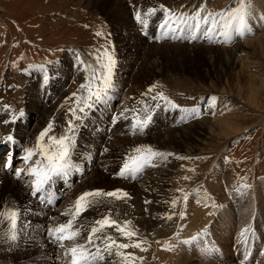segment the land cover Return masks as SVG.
<instances>
[{
    "label": "rangeland",
    "instance_id": "obj_1",
    "mask_svg": "<svg viewBox=\"0 0 264 264\" xmlns=\"http://www.w3.org/2000/svg\"><path fill=\"white\" fill-rule=\"evenodd\" d=\"M194 1L105 0L96 5L90 0H0V155L3 151L0 160L9 162L16 155L12 152L9 157L8 148L20 146L18 151L27 154L29 149H37L38 143L49 147L51 137L67 134L68 166L52 177L72 178L68 188L62 182L59 184V199L52 208L48 203L57 198V191L51 190V199L48 198V183L42 186L44 194L40 198L37 199L40 191L33 195L31 200L35 205L27 210L23 205L29 201L26 191L23 195L6 185L2 188L0 214L6 215L7 207V214L16 210L19 216L13 240L18 247L11 248L6 263L2 262L5 254L0 251V256L3 254L0 264H55L56 257L62 259L61 264H70L68 250L86 245L94 222L108 216L127 225V230L136 235L126 238L114 227H105L97 234L98 244L88 245L90 252L95 254L97 247L103 250L111 242L104 237H111L117 245L130 246L126 249L114 246L111 255L101 251L103 259L92 264H264V14L258 15L262 16L263 24L255 25V20L247 21V13L252 8L258 9L255 0H203L196 4ZM242 4L243 30L236 31L233 26L227 38L220 31L189 30L177 20L183 14L192 24L194 16L209 13L215 16L229 9L235 11ZM165 22L166 26L162 27ZM217 22L222 24L223 19L217 17ZM237 35H241L240 41L244 43L243 53L230 59L227 50L240 42ZM109 56L115 62L111 87L101 100L97 101L95 96L89 99L88 89L96 91L102 66L108 63ZM250 93L258 107L244 103L243 98ZM201 100L213 102L201 108ZM86 103L90 106H85ZM139 111L144 114L140 115ZM229 113L242 132L223 140L216 134L214 119ZM53 115L64 120L61 128L51 123ZM205 119L207 128L201 126L202 130L194 135L197 140H192V146L196 145L193 153L181 149L178 143H173L175 147L171 150L176 154L168 153L166 147L159 150L155 142L145 143L152 145L149 146L152 152L162 155L150 157L134 176L120 175L126 162L138 155H148L149 148L141 147L137 141L145 134L144 139L162 133L159 141L163 142L166 130ZM50 123L51 130L40 142L39 134ZM26 142L28 146L23 147ZM135 148L144 151L137 153ZM55 150L51 146L50 151ZM38 153L37 150L34 155L44 168L47 161ZM4 162L0 161V166ZM96 167L98 172L92 176ZM104 168L112 174L105 179ZM159 174L162 181L158 190L164 200L158 201L160 206H149L150 202L141 195L138 203L131 204L115 220L112 202L99 203L87 215L88 230L73 223L74 229L80 230L76 239L58 241L52 231H47L58 241L56 252L50 254L51 247L43 242L50 235L43 232V219L48 212L56 214L62 209L61 217H48L50 225L56 228L71 221L67 213L70 210H63L64 203L72 201L70 195L76 198L91 190L115 192L114 189L121 190L128 183L133 184L134 190L146 191L154 188V183L146 185L149 179ZM116 178L121 184H117ZM234 194L237 197L233 198ZM102 197L123 199L101 195L100 201ZM120 205L125 206V201ZM135 206L139 209L138 217L131 211L136 210ZM30 214L35 217L31 218ZM148 216L152 221L149 222ZM227 216L234 218L230 229H226L228 232L221 227ZM138 220L143 223L141 228L135 223ZM7 221L10 223L8 218ZM162 221L166 226L163 225L161 232L170 230L167 237L159 231ZM7 237L0 235V241L3 240L0 245ZM212 237L214 240L208 242ZM142 241L144 250L131 246ZM169 253L174 254L171 260L167 257ZM129 256L136 259L126 260Z\"/></svg>",
    "mask_w": 264,
    "mask_h": 264
},
{
    "label": "bare ground",
    "instance_id": "obj_2",
    "mask_svg": "<svg viewBox=\"0 0 264 264\" xmlns=\"http://www.w3.org/2000/svg\"><path fill=\"white\" fill-rule=\"evenodd\" d=\"M91 2H93V3H96V5L97 4H99L100 5V3L102 2H104L105 0H90ZM255 1H257V3H258V5L256 6V8H258V9H256V10H254L253 8H252V10L251 11H249V13H247V21H249V23H252L254 20H255V25H260L261 23H262V16H258L259 15V13H263L264 14V0H255ZM187 2H189V1H187ZM197 2H202L203 3V0H196V1H194V4H196ZM207 4V3H206ZM252 5H255L254 4V2H252ZM94 6V5H93ZM193 6H195V5H193ZM192 6V7H193ZM187 8V7H186ZM263 24V23H262ZM250 27V26H249ZM245 34V33H244ZM246 35V34H245ZM240 38H241V35H237L236 36V40L237 41H240ZM260 38V37H259ZM248 41V40H247ZM249 42V41H248ZM261 43V40H260V42L258 41L257 42V44H260ZM244 44V43H243ZM243 44L241 43V41L240 42H238V43H235V45H233L232 47H231V49H229V50H227V51H229L230 52V59L231 58H234V57H238V55L240 54V53H243L242 52V48L241 47H243L244 48V46H243ZM158 47H159V45H158ZM190 47V46H189ZM199 47V46H193V47H191V48H194V49H197V48ZM210 49H216V48H210ZM209 49V50H210ZM225 50V49H224ZM226 51V50H225ZM262 51H260V53H261ZM240 56V55H239ZM241 57V56H240ZM243 58V57H242ZM245 59V58H244ZM229 60V59H228ZM240 61H243V59L241 60L240 59ZM135 62V61H134ZM133 62V63H134ZM140 71V70H139ZM63 78V77H62ZM62 78H60V80H59V82H62ZM64 79H67V77H64ZM253 81V80H252ZM260 82V81H259ZM247 84H250L249 82H248V80H247ZM126 86V85H125ZM213 86V85H212ZM241 86V85H240ZM250 86H251V84H250ZM250 86H248V87H250ZM253 87V86H252ZM260 87V86H259ZM29 88V87H28ZM239 88V87H238ZM264 88V87H263ZM27 90H29V89H27ZM254 90V89H253ZM210 91V90H209ZM252 91V90H251ZM87 92V91H86ZM238 92V91H237ZM32 93V92H31ZM81 93H83V92H81ZM129 93V92H128ZM239 93V92H238ZM252 93V92H251ZM250 93V95L248 96V97H245V98H243L244 99V103H246V104H248V105H250V106H255V107H258V106H256V101L254 100V98H253V95ZM85 94V93H84ZM83 95V94H82ZM211 95H212V93H211ZM211 95H210V97H211ZM217 95V94H216ZM128 96H129V94H128ZM246 96V95H245ZM257 97V96H256ZM212 99V98H211ZM30 101V100H29ZM246 101V102H245ZM131 102V101H130ZM211 102H213V101H211V100H201V108L203 107V106H208ZM132 103V102H131ZM38 104V103H37ZM45 105V104H44ZM157 105V104H156ZM258 105H260V104H258ZM234 107H236L235 106V104L233 105ZM233 106H232V108H233ZM223 107H225V106H223ZM219 108V107H218ZM52 109V108H51ZM219 110V109H218ZM41 111V110H40ZM48 111H50V110H48ZM48 111H45V112H48ZM216 112H217V108H216ZM219 112V111H218ZM50 113V112H49ZM139 113H140V111H139ZM42 114V113H41ZM44 114H46V113H44ZM43 114V115H44ZM142 114H144L143 112H141L140 113V115H142ZM231 113H229V115L227 114H225L224 116H222V117H218L217 119H216V121H215V119H214V127L216 128V130H217V136H219L220 138H222L223 140H227V139H230V138H233V137H235V136H237V135H239L242 131H241V129H240V127H237V123L235 122V124H234V122H233V120H234V117H232L231 115H230ZM8 116V115H7ZM47 116V115H46ZM148 116V115H147ZM49 116H47V118H48ZM52 118H53V121H52V119H51V123L53 122V125L54 126H56V127H60L61 126V124L63 123L62 122V120L63 119H56V116H52ZM70 118V117H69ZM73 118V117H72ZM223 118H225L226 120L225 121H223ZM3 119V118H2ZM3 120H5V119H3ZM39 120V119H38ZM42 120V119H41ZM44 120V119H43ZM42 120V121H43ZM50 120V119H49ZM48 120V121H49ZM65 120H69V119H65ZM13 121V120H12ZM64 121V120H63ZM72 121V120H71ZM206 121V119L205 120H199V121H196L195 120V122H193V123H190V124H188V125H183V126H179V128H184L183 130H180L179 131V128H172V129H170V130H166L165 132H163V134H165L166 136H165V138L163 139V142H161V140L159 141V137L162 135V133H159V132H155L156 133V135H154V137H150V138H146V139H144V137H145V135H144V137L143 138H141L140 140H137L138 141V143L140 144H142V146L141 147H143V145H144V147H145V149L146 148H149L150 149V147L149 146H152V145H150V144H148L147 146L145 145V143L147 144V143H152L153 144V142H155L156 144H154V146H156L157 145V148L159 149V150H161L162 149V151L165 149V147H166V149H167V152L168 153H172V154H176V151H174V153L171 151V150H174V145L175 144H179V146L181 147V149H183V150H185L186 152H190V153H193V151L195 150V147H196V145L194 146H192V140L193 141H195V140H197V138H195L196 136H194V135H196L195 133H199V130H202V127L204 126V128L206 129L207 128V124L208 123H206L205 122ZM232 121V122H231ZM24 122V121H23ZM39 122H41V121H39ZM68 122V121H67ZM70 122V121H69ZM41 123H43V122H41ZM49 123V122H48ZM50 123V124H51ZM74 124V123H73ZM76 124V123H75ZM36 126H38V125H36ZM149 126V125H148ZM147 126V131L149 130V127ZM202 126V127H201ZM3 127V126H2ZM45 127V126H44ZM67 127V126H66ZM1 128V127H0ZM5 127H3L2 129H4ZM10 128V127H9ZM42 128V127H41ZM41 128H39V130L41 129ZM61 128V127H60ZM68 128V127H67ZM74 128V127H73ZM191 128H193V130H191ZM1 129V130H2ZM6 129H8V128H6ZM36 129V128H35ZM43 129H45V128H43ZM62 129H64V128H62ZM62 129H60V131L62 130ZM74 129H76V128H74ZM164 129V128H163ZM168 129V128H167ZM42 130V129H41ZM40 130V131H41ZM55 130V129H54ZM64 130H66V129H64ZM8 131V130H7ZM37 131H38V129H37ZM56 131H57V129H56ZM56 131H55V133H56ZM211 131H213V130H211ZM17 132V131H16ZM39 132V131H38ZM59 132V131H58ZM57 132V133H58ZM61 133V132H60ZM72 133V132H71ZM30 134V133H29ZM35 134V133H34ZM34 134H33V136H34ZM61 134H63V133H61ZM213 134V133H212ZM31 135V134H30ZM54 135V134H53ZM52 135V136H53ZM67 135V134H66ZM142 135V136H143ZM177 135V136H176ZM29 136V135H28ZM60 136V135H59ZM139 136V135H138ZM164 136V135H163ZM140 137V136H139ZM156 137V138H155ZM193 137H194V139H193ZM136 138V137H135ZM134 138V139H135ZM161 139V138H160ZM29 140H31V139H29ZM128 140V139H127ZM121 141V140H120ZM129 141H130V139H129ZM21 142V141H20ZM112 142H114V141H112ZM30 144L32 143V141L31 142H29ZM173 143H174V145H173ZM28 146V144H27V142L25 143V144H23L22 146L24 147V146ZM110 145V144H109ZM116 145V144H115ZM118 146V145H117ZM138 146V145H137ZM136 146V147H137ZM159 146V147H158ZM19 147L20 146H16L15 148L16 149H19ZM114 147V146H113ZM119 147V146H118ZM140 147V146H139ZM140 147V148H141ZM11 148H14V147H11ZM26 148V147H25ZM112 148V147H111ZM123 148V147H122ZM139 148V149H140ZM155 148V147H154ZM136 149V148H135ZM157 149V150H158ZM122 150V149H121ZM150 150H152V149H150ZM182 150V151H183ZM19 152V151H18ZM122 152H123V150H122ZM12 153V152H11ZM11 153L9 154V155H11ZM111 153V152H110ZM145 153V152H144ZM39 154V153H38ZM165 154V153H164ZM184 154V153H183ZM187 154V153H186ZM189 154V153H188ZM27 156V154H22V152L20 153H18V154H16V155H14L13 157H12V160H10L9 162H7V165H5V164H3L2 166H0V191H2V188L6 185V187L7 188H9L10 190H15V192H18V193H22L23 195L27 192V201H28V204L27 203H24L23 205H24V208L27 210V207H31V206H34L35 205V203H34V201L33 200H31L32 198H33V195H34V192H35V186H36V176H34L33 174H32V168H40V169H43V165L41 164V162L39 161V159H38V157L37 156H35V155H33L30 159H25V157ZM75 156V155H74ZM115 156H117V155H115ZM174 156V155H173ZM120 157V156H119ZM112 158H113V156H112ZM118 158V157H117ZM220 158V157H219ZM114 159V158H113ZM116 159V158H115ZM171 160V159H170ZM18 163V164H17ZM17 164V165H16ZM94 168H92V170H93ZM92 170H91V172H92ZM95 171L96 172H98V169H97V167L93 170V172H92V176L95 174ZM166 172V171H165ZM110 174V172H109V169L108 168H104V174H102V176H103V178L105 179L106 177L105 176H107V175H109ZM155 174V173H154ZM163 174V173H162ZM110 175H112V174H110ZM162 175L161 174H159V175H157L154 179H149V181L146 183V185L148 186L150 183H154V188H152V189H149V188H147L146 189V191H142L141 189H135L134 190V188H133V184H123L124 186V188H122L121 190L118 188L117 190L116 189H114V191L115 192H117L118 193V196H119V198H123V199H121V201H125V206H121L120 205V203H121V201L120 200H116L115 198H112L111 200L110 199H105L104 197H102V201H100V196H96V195H93V196H89V197H87L86 198V200L84 201V202H82V203H84V204H86V210L84 209V208H81V210H80V215L79 216H77L76 215V208H75V206L74 205H76V201H77V199L79 198V197H74L73 195H70L71 196V202L70 203H64V208H63V210H66V208H68L70 211L68 212L67 210V213H68V219L69 218H72L71 219V221L76 225V227H80V229H81V226H83L84 227V229L83 230H88L89 229V225H88V223H87V220H88V218H87V215H89V213L93 210V208H95L99 203H102L103 205L104 204H111V202H112V206H113V210L115 211V214H114V217H115V220H117V218L119 219L121 216H119V214H121L125 209H129V206L131 205V204H133V203H138L139 201H140V198H139V196H141V195H144L143 196V200H147V201H149L150 202V205L149 206H151V204H158L159 205V203L160 202H158L159 200L160 201H164L163 200V197H162V195L160 194V191L158 190V187L160 188V186H159V184H160V182L162 181L160 178H158V177H161ZM166 176V175H165ZM88 177V176H87ZM86 177V178H87ZM91 177V176H90ZM89 177V178H90ZM219 178H221V177H219ZM166 179V178H165ZM116 180H118L117 178H116ZM141 182V181H140ZM213 182V181H212ZM90 183V182H89ZM120 182H119V180H118V182H117V184H119ZM133 183V182H132ZM214 183H216V180L214 181ZM218 183V182H217ZM121 184V183H120ZM89 185V184H88ZM88 185H86V186H88ZM113 185V184H112ZM135 185V184H134ZM264 185V184H263ZM109 186H111V185H109ZM108 186V187H109ZM121 186V185H120ZM261 186V185H260ZM115 187V186H114ZM112 190V189H111ZM163 190H165V189H163ZM254 190H256V189H254ZM261 190V189H260ZM26 191V192H25ZM87 192V191H86ZM90 192V191H89ZM91 192L92 193H96V191H92L91 190ZM106 192H110V189L108 190V189H106ZM251 192V191H250ZM255 191H252L251 193H254ZM248 193V192H247ZM204 195V194H203ZM210 195H211V197H212V201H213V204L215 203L214 202V199H213V196H212V194L210 193ZM249 195V194H248ZM235 197H237V194H234L233 195V198H235ZM263 197H264V195H263ZM55 199H56V197L55 198H53L49 203H48V205H51V204H53L54 202H55ZM201 199H202V197H201ZM252 199V198H251ZM254 199H256V198H254ZM68 200H69V198H68ZM89 200L90 201H92V202H89ZM253 200V199H252ZM89 202V203H88ZM161 202V203H162ZM169 202V201H168ZM2 203V202H1ZM251 203V202H250ZM101 205V204H100ZM102 205V206H103ZM167 205V204H166ZM160 206V205H159ZM105 207V206H104ZM135 207H137V206H135ZM165 207V206H164ZM167 207V206H166ZM211 207H213V205L211 206ZM2 208H5V207H2ZM21 208H22V206H21ZM172 208V207H171ZM257 208V207H256ZM100 209V208H99ZM98 209V210H99ZM168 209V208H167ZM4 210H6V211H4L5 212V214L6 215H4V214H0V217H2L1 218V220H2V222H0V235H7L8 237H7V241L6 242H3L1 245H0V251L2 252V253H4L5 255H4V258H3V260H2V262L3 263H6L7 261H8V256L10 255V253H11V248L13 249V247H18V244H16L15 245V243H14V241H13V239H11L10 237H11V234H12V228H11V226H10V223H8V221H7V211H8V209H7V207H6V209H4ZM59 210H61L62 211V209H59ZM74 212H72V211ZM149 210V209H148ZM160 210V209H159ZM36 211H37V209H36V207H35V209H34V214L36 215ZM61 211L59 212V213H57V211H56V214H55V212H48V214H47V217L46 218H44L43 219V223H44V228H43V232L45 233V235H46V232L48 231V232H51L52 231V229H54V226H52V225H50L51 224V221L48 219V217L50 216L52 219H53V216L55 217V216H59V217H61L62 216V213H61ZM132 212H134L135 213V216H139L137 213L139 212V209H138V207L136 208V210L135 211H133V210H131ZM86 212H87V214H86ZM149 212V211H148ZM151 212V211H150ZM157 212V211H156ZM165 212V211H164ZM215 212V211H214ZM213 212V213H214ZM1 213H2V211H1ZM71 213H73L74 215L71 217ZM152 213V212H151ZM171 212L169 211L168 212V215L170 214ZM222 213V212H221ZM84 214H86V217L83 219V221L81 220L82 218H83V215ZM153 214V213H152ZM160 214H161V212H160ZM35 215H31L30 214V217L31 218H33V217H35ZM142 215V214H141ZM148 215H150V213H148ZM172 215V214H171ZM171 215H169V216H171ZM174 215V214H173ZM213 215V214H212ZM220 215H223V213L222 214H220ZM154 216V215H153ZM148 217H150V216H148ZM219 217V216H218ZM217 217V218H218ZM142 218V217H141ZM144 218V217H143ZM156 218H157V216H156ZM156 218H155V221H156ZM159 218V217H158ZM51 219V220H52ZM151 219H153V218H151L150 217V220H149V222L150 221H152ZM161 219V218H160ZM169 219V218H168ZM167 219V220H168ZM215 219V218H214ZM60 220V219H59ZM231 220H233L234 221V218H232V217H229V216H227V218L226 219H223V222H224V224L223 225H221V227H223V229L225 230V231H227V230H229L230 229V227L232 226V224H231ZM140 220H138L137 222H135V223H137L139 226H140V228L143 226V223H140L139 222ZM144 221H145V219H144ZM155 221H153V222H155ZM48 222V223H47ZM89 222V221H88ZM160 222H161V220H160ZM159 222V223H160ZM146 223H148V222H146ZM168 223V222H167ZM59 224V223H58ZM151 224V223H150ZM172 224V223H171ZM242 224V223H241ZM145 225V224H144ZM149 225V224H148ZM156 225H157V223H155V227H156ZM159 225H161V228L159 229V231L161 232V230H163V225L164 226H166V224H165V222L164 221H162V223L161 224H159ZM214 225H215V222H214ZM146 226V225H145ZM150 226V225H149ZM152 226V225H151ZM154 227V226H153ZM241 228V227H240ZM146 229V228H145ZM166 229V228H165ZM227 229V230H226ZM90 230H91V228H90ZM149 230V229H148ZM147 231V230H146ZM169 229H167L165 232H161L160 234L162 235V236H168L169 235ZM47 232V233H48ZM148 232V231H147ZM228 232V231H227ZM17 232H15V234H16ZM48 234H50V233H48ZM97 234H99V231H98V233ZM109 234V233H108ZM155 234V233H154ZM157 234V233H156ZM147 235V234H146ZM47 237L49 238V239H45V240H43V242L45 243V244H47V246H50L51 248L49 249L48 248V250L50 251V254L51 253H53V252H56V251H54V247H55V244L58 242V241H56L55 242V240H54V238H53V235H47ZM147 237V236H146ZM98 238V235L96 236V241L94 240V244H92V245H94L93 247H95L97 244H98V242H97V240H99V239H97ZM226 238V237H225ZM2 239V238H1ZM148 239V238H147ZM210 240H208V242L209 241H211V240H214V237H212V238H209ZM48 240V241H47ZM224 240H226V239H224ZM3 241V240H2ZM2 241H0V243L2 242ZM216 241H218V240H216ZM225 242V241H224ZM219 243V242H218ZM227 244V243H226ZM212 245H214V246H217V245H215V244H212ZM21 248V247H20ZM58 252V251H57ZM66 251L64 250L63 251V253H65ZM208 251H206V253H207ZM210 252V256H213V251L212 250H210L209 251ZM208 252V253H209ZM57 255V254H56ZM63 256H64V254H63ZM169 256V258H170V260L172 259V258H174V254H171V253H169V254H167V257ZM3 257V254H1V256H0V258H2ZM178 259V258H177ZM62 259L61 258H59V257H56V259H54L53 260V263H55V264H61L62 262H60ZM1 262V263H2Z\"/></svg>",
    "mask_w": 264,
    "mask_h": 264
},
{
    "label": "snow or ice",
    "instance_id": "obj_3",
    "mask_svg": "<svg viewBox=\"0 0 264 264\" xmlns=\"http://www.w3.org/2000/svg\"><path fill=\"white\" fill-rule=\"evenodd\" d=\"M244 12L245 7L242 4L240 8L233 11L232 9L227 10L226 12L217 13L215 16L213 14L209 13L207 16H201L197 15L194 16L192 19L194 23L189 24L188 18L185 15H181L177 17V20L180 21L182 25L187 27L189 30H195L200 31L203 29L205 32L212 33L215 31H220L221 35L225 36V38L228 37L229 29H232L233 26H235L236 31H242L244 27ZM217 17H220L223 19V23L220 24L217 22ZM138 20H140V15L137 13ZM162 25L163 26H166ZM114 59L112 57H108V63L102 66L100 75L101 80L99 85L96 88V91L93 92L92 89L89 87V99L92 98V96H95V99L97 101L101 100L106 94L107 90L111 87V75L114 68ZM83 87V86H82ZM152 89H149L151 91ZM162 99H166L161 94ZM155 99V98H154ZM85 106H90L89 104H85ZM83 111V109H81ZM195 112L196 110L193 109ZM71 128L72 126L69 125ZM52 125L49 124L47 129L45 131H42L39 134L38 140L42 142L45 138V136L48 135V132L51 130ZM51 145L49 147H45L43 144L38 143L37 149H29L27 152V156L25 159H30L34 154H36L37 150L39 153L44 157V159L47 161V164L44 166L43 169L40 168H32V174L36 176V186H35V192H39L42 189V186L48 182L49 179H51L52 176L58 175L62 173L66 167L68 166V157L70 153V144H69V137L67 135L61 136L60 138L51 137ZM51 146H55L56 150L50 151ZM142 149L137 148L136 152L141 153ZM148 155L147 156H141L138 155L135 158L131 159L129 162H126L123 165V168L120 171L121 176H126L128 174L135 175L137 172H139L146 163H148V160L150 157H154L156 155H162L159 153L152 152L150 149L147 150ZM108 196V197H117V192H108V193H84L82 196H80L76 201V214L79 215L81 208H84L86 210V204L82 203L86 200L89 196ZM19 213L16 210H11L7 214V218L10 221V226L12 228V234L11 239L15 240V228L17 225V219H18ZM105 227H114L117 231L121 232L123 235L126 236V238H131L136 235L134 231L127 230V225H121L119 222L114 221L111 219L110 216L104 217L100 220H97L94 222V225L91 227V230L87 236V244L86 245H76L68 250L66 255L70 256V264H92L93 261L103 259V256L100 254L101 251H106L109 255H111V249L114 246H117L120 249H126L130 245L128 244H116V241L111 240V237H104L103 239L105 241H111L110 243L105 244V248L103 250L99 249L97 247V251L95 254L90 252L88 250V245L94 244L93 237L97 235L98 231H102ZM52 234L54 235L55 239L58 241H63L65 239L74 240L76 237L80 235L79 229H74V225L72 221H69L67 224H61L57 226L56 228L52 229ZM141 243H136L134 245H131L136 248H141ZM141 250H144L141 248ZM120 253H117L119 255ZM126 260L128 259H136L134 257H125Z\"/></svg>",
    "mask_w": 264,
    "mask_h": 264
}]
</instances>
